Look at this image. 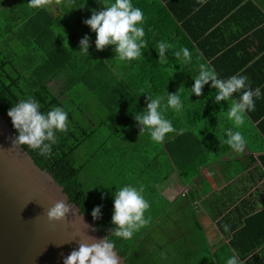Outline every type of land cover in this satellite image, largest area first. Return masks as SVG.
<instances>
[{"label": "crops", "instance_id": "1", "mask_svg": "<svg viewBox=\"0 0 264 264\" xmlns=\"http://www.w3.org/2000/svg\"><path fill=\"white\" fill-rule=\"evenodd\" d=\"M28 3L29 0H0L4 48L11 50L16 42H23L26 48H37L39 43L53 42V38L58 41L60 19L63 26H68L80 18L84 28H90L84 20L91 17L93 10L103 8L100 0H75L73 7L84 6L71 10L55 3L34 9L28 7ZM132 3L143 11L144 29L155 32L158 28L175 26L180 34L192 38L199 50L214 51L208 62L214 64L219 78L246 75L253 89L261 90V97L255 100V110L245 115V123L239 129H234L246 139L242 153L227 145L220 146L218 136L226 139L225 130L233 127L226 112L219 114L221 108L228 110L226 100L219 102L221 107L216 114L220 127L207 132L203 128L205 123H200L195 129L169 133L162 142L161 159L168 167L156 180L155 190L162 193L166 203L162 208L167 226L164 229L166 251L173 242L180 243L191 255L193 252L208 256L206 264H226L233 254L239 257L241 264H264V120L260 122L264 112L259 119L252 115L264 111L262 16L248 0H204L203 3L199 0H132ZM12 26H15L13 30ZM70 29L67 27L62 33L69 35L75 31ZM78 31L88 34L85 29ZM46 36L51 39L46 40ZM235 96L239 93L233 94V98ZM167 113L166 118L172 121ZM181 121L180 126L187 128V123ZM216 129L221 132H215ZM153 157L160 156H148V160ZM173 208L178 217L168 221L167 214ZM186 209L190 210L188 217L182 214ZM226 224L229 225L227 232ZM173 230L176 235H172ZM178 234L180 240L175 239ZM166 251L170 257L176 255V252Z\"/></svg>", "mask_w": 264, "mask_h": 264}, {"label": "trees", "instance_id": "2", "mask_svg": "<svg viewBox=\"0 0 264 264\" xmlns=\"http://www.w3.org/2000/svg\"><path fill=\"white\" fill-rule=\"evenodd\" d=\"M248 3L262 16L260 22H264L262 6L264 0H248ZM62 20L60 19L58 41L53 38V42H50L47 39L50 40L51 36H46L47 41L44 45L39 43L37 48L24 47L23 56L18 58V54L11 55L9 48H4L5 33H0V113L8 119L17 136L18 132L13 127L8 111L19 99L33 96L39 100L41 111L46 112L57 105L68 112V130L65 133H57L58 142L53 145L51 155L42 156L26 145L23 147L38 165L47 169L63 185L71 201L80 206L81 211L91 218L96 228L105 237L109 236L115 244V249L128 264H206L208 256L196 255L193 252L191 255V251H187L184 246L179 245L180 243L170 246V253L176 252L170 261L162 255L155 256L154 252L150 251L148 242L152 238L146 234L147 230L139 237L133 235L131 239L111 235V229L115 227L111 219L112 205L96 202L91 196L92 193L87 192L81 175L87 167L88 160L77 165L75 159L77 150L93 134L94 129L85 126L75 116L70 108V103L74 101L68 91L85 86L96 95L113 120L126 126L124 129L127 132L133 130L139 132L140 128L134 114L143 111L148 102L147 93L140 94V90H150L166 97L167 92L176 93L180 88L183 110L177 113L169 108L167 111L169 116H172V123L177 126H174L177 132L195 129L194 126L200 123H205L203 128L207 132H212V128L221 125V121L218 122L219 119L216 117L221 107L219 103H215L216 90L209 82L204 85L203 94L197 96L191 93V87L195 83L193 76L198 74L201 63L215 69L214 64L208 62V59H212L214 51L208 53L206 49L199 50L192 38L180 34L179 29L172 25L171 28L165 27L163 30L158 28L155 32L144 29L146 47L143 49V56L131 62L119 61L114 58L116 55L114 46L109 45L104 50L96 49V33L91 28H84L80 18H76L74 24L70 23L68 26H63ZM147 24L148 22L145 23ZM14 27L12 26V30ZM67 27L69 30L74 28L75 31L69 35L62 33ZM84 29L88 34L78 31ZM85 35L90 38L89 54L79 51V42ZM160 41L171 45L163 63L159 62V54L155 48ZM183 48L189 50L191 59L181 70L174 52ZM52 80L63 81L59 92L49 84ZM263 112L252 115L259 119ZM180 119L182 123H187V128L180 126ZM263 120L261 118L260 122ZM215 132L221 131L216 129ZM98 205H102V215L94 220L92 211ZM162 247L164 250L163 244Z\"/></svg>", "mask_w": 264, "mask_h": 264}, {"label": "clouds", "instance_id": "3", "mask_svg": "<svg viewBox=\"0 0 264 264\" xmlns=\"http://www.w3.org/2000/svg\"><path fill=\"white\" fill-rule=\"evenodd\" d=\"M100 2L103 8L93 10L91 17L84 20V23L96 33V49L104 50L112 45L116 54L115 59L128 62L139 59L143 56V49L146 47L145 31L142 26L143 11L134 6L132 0H100ZM199 2L203 3L204 0ZM53 3L66 5L70 10L84 6L79 4L73 7L75 0H29L28 7L43 9ZM89 47L90 38L85 35L79 42V51L89 54ZM170 47L171 45L165 41L157 43L155 48L159 54V62L166 61V53ZM174 57L183 70L190 61L191 54L187 48H183L175 51ZM193 79L195 83L191 87L192 94L201 96L204 85L211 82V87L216 90L215 103L228 101V110L224 111L221 108L219 114L226 112L227 119L233 122V127L225 130L226 139L218 136L220 146L227 145L232 150L242 153L247 142L243 134L234 129H239L245 123V115L255 110V100L261 97L260 88L253 89L246 75L236 74L221 79L212 67L203 63L199 65L198 74L194 75ZM144 93H147V106L143 111L134 114V119L140 128L139 136L147 131L153 142L162 143L169 133L178 131L172 121L166 118L165 113L169 108L177 113L183 110L180 88L176 93L167 92L166 97L141 89L140 94ZM237 93L239 96L233 98V94ZM8 115L18 132L12 140V148L26 145L42 156L51 155L53 145L58 142L57 133H65L68 130L69 115L63 107L54 105L46 112L41 111L39 100L33 96L19 99L9 109ZM143 193V186L133 184L116 186L113 193L114 212L111 219L115 227L111 229L112 236L131 239L136 232L150 223V217L145 216L150 203ZM101 208L102 205H98L93 209L94 220L101 217ZM69 213L76 215L77 209L66 198L56 200L46 210L50 221L65 220ZM85 224L88 229L90 226ZM224 230L229 231V225H224ZM78 243V249L72 250L64 257L63 264H121L115 244L109 236L100 239L86 233ZM226 264H241V261L236 254H233L227 259Z\"/></svg>", "mask_w": 264, "mask_h": 264}, {"label": "water", "instance_id": "4", "mask_svg": "<svg viewBox=\"0 0 264 264\" xmlns=\"http://www.w3.org/2000/svg\"><path fill=\"white\" fill-rule=\"evenodd\" d=\"M15 137L0 113V264H63L86 233L100 239L105 235L23 146L12 148ZM61 198L68 199L77 214L50 221L46 210ZM116 252L121 264H128Z\"/></svg>", "mask_w": 264, "mask_h": 264}, {"label": "rangeland", "instance_id": "5", "mask_svg": "<svg viewBox=\"0 0 264 264\" xmlns=\"http://www.w3.org/2000/svg\"><path fill=\"white\" fill-rule=\"evenodd\" d=\"M21 47L24 49L25 44L16 42L14 48L9 49V53L11 55L18 54L17 58L21 57L24 52ZM49 84L56 92H59L63 81L52 80ZM68 93L74 101L70 103V108L75 116L85 126L94 129L93 134L82 143L75 154L77 165L88 160L87 167L81 175L85 189L90 194L92 193L91 196L96 202L112 205L114 212L113 193L116 186L123 184L143 186V194L150 203V208L145 213L146 217H150V223L136 232L134 236L139 237L147 230L146 234L152 238L148 242L151 247L150 250L148 246L149 250L154 252L155 256L162 255L170 261L173 258L168 254V256L165 255L166 248L164 247L163 250L162 247V244L166 246L165 240H167V236L164 234V229H167V226L162 218V208H165L166 203L162 193L155 190L156 180L161 178L168 167L167 163L161 159L164 152L163 144L153 142L147 131L140 136L139 132H134V130L127 132L124 129L125 125L113 120L96 95L85 86L70 89ZM148 156L160 157H153L150 161ZM155 158L158 159L157 163H155ZM189 211L186 209L182 211V214L188 217ZM176 213L174 208L170 210L167 220L171 221L174 217L177 218ZM159 217L160 221L156 222ZM176 234V231L172 233V235ZM177 236L175 239L180 240L181 235ZM166 252H170L169 247Z\"/></svg>", "mask_w": 264, "mask_h": 264}]
</instances>
